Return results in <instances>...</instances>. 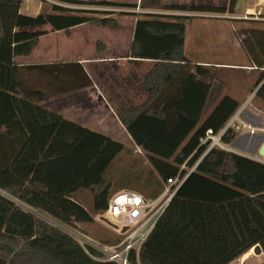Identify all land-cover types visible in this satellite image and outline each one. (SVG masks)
<instances>
[{
  "label": "trees",
  "instance_id": "obj_1",
  "mask_svg": "<svg viewBox=\"0 0 264 264\" xmlns=\"http://www.w3.org/2000/svg\"><path fill=\"white\" fill-rule=\"evenodd\" d=\"M22 2L0 0V191L28 209L0 192V264H118L91 258L73 237L33 211L64 226L90 224L105 211L110 191L136 183L149 188L144 197L156 198L167 179L182 178L192 168L143 242L139 264H229L255 245L264 252V162L218 147L199 160L205 150L199 139L207 129L220 131L239 103L224 95L203 118L211 84L198 79L201 66L184 55L190 17L136 13L129 56L156 62L142 80L144 97L119 103L116 115L148 164L145 172L121 174L123 182L112 189L107 172L123 143L41 104L90 86L83 65L75 60L23 64L18 58L36 48L45 26L66 35L85 23L115 27L116 19L107 16L114 11L52 4V12L29 16L20 12ZM237 37L260 71L257 87L264 79V28H242ZM254 95L264 101V80ZM236 134L227 129L221 142L231 143ZM83 190L92 194V211L76 198ZM130 260L136 263L133 255Z\"/></svg>",
  "mask_w": 264,
  "mask_h": 264
},
{
  "label": "rangeland",
  "instance_id": "obj_2",
  "mask_svg": "<svg viewBox=\"0 0 264 264\" xmlns=\"http://www.w3.org/2000/svg\"><path fill=\"white\" fill-rule=\"evenodd\" d=\"M23 1L24 3L22 2L23 4H21L23 10L21 12L29 16L36 15L39 12H52V4H60L69 8L114 11V13L107 14V16L116 19L117 26L115 27L103 24L85 23L74 26L70 29V35H66L63 30L52 31L49 26H45L43 29H45L46 34L39 38V43L36 48L28 56L18 58V61L23 64L72 61L76 60L72 59L75 57L85 58L88 68L92 71L91 73H93L94 69L92 68V64L95 63L94 60L98 56L111 55L113 53L125 54L127 52L132 40V28L135 23L136 13L142 12V6L148 2V0H137V3L134 2L136 0L115 1H129L130 3H135L137 5L136 8H131L125 6L67 4L61 2L60 0ZM260 2L263 3L259 5L260 11L258 12V15L248 16L249 19L239 21L234 19L203 16L209 11L197 9L195 12L203 14L185 20L187 28L185 33V55L190 60L218 62L223 64H239L241 62H245V54L242 52L238 44H236L237 39L235 38V35L237 36V32L242 28H264V0H261ZM225 3L227 4V2ZM88 15L101 16L102 13L90 12ZM108 69L109 64L107 71ZM207 69L209 76L203 80L211 82L212 87L203 115L209 112V110L216 105V102H218L224 95H233L239 102V107L236 111H238L243 105L240 116L246 118L249 116L248 113L254 112L257 115V119H260V124L258 126H261L264 117V101L252 94L256 88L255 85H251V91H248L245 97L241 94L244 89L243 85H247V80L249 77L251 78V76L246 75L245 70L241 68L221 66L214 68L208 67ZM259 72L260 71L257 70L251 74L253 76L251 84H254V82L258 80ZM25 81L27 84H30L29 80L25 79ZM107 86L108 85H105L104 88ZM92 87L93 86L90 85L88 88L92 89ZM101 93H103V96L107 98L106 92L101 91ZM91 98L92 100H90L86 90H78L76 92L69 93L66 96L49 98L42 101L41 104L46 108L61 114L65 118L74 119L77 122L85 124L87 127H93L94 130H97L98 132H102L103 129H105V131H108L113 135V139L122 142L126 146H132L133 143L130 141L128 134L122 131L124 128H122L120 122L119 124L121 126H117L115 122V127L113 129L114 124L109 119V114L105 113L106 106L102 101V97L99 96L97 99L94 95ZM136 99L140 98L135 97L134 100ZM99 101L101 102L98 103ZM75 103H79L80 105H70ZM100 116H103L105 119L97 120ZM204 117L205 116H203V118ZM258 126L255 128H258ZM236 133L237 134L234 140L225 146L233 152L264 162V158L260 157L255 149L258 139L264 134V130L259 127L253 132L249 131V129H241ZM142 155V151H137L136 158L131 157L127 153L122 152L120 154L118 159L115 160L114 165L111 168L109 167L107 172V176L112 180V189L123 182L121 180V174L133 169H140L145 172V164L148 163ZM138 159L143 160L138 161ZM146 190L148 191L149 188L147 187ZM0 192L13 199L22 208L28 209V207L19 202L15 197L3 191ZM113 193L111 191L109 192L110 195ZM76 198L89 211H92L91 192L87 190L80 191ZM33 212L48 220V222L60 227L64 231L69 232V230H75L76 233L85 234L95 240L104 241L120 237L117 230H114L102 219H100L102 213L94 215V221L90 224L77 223L73 225L74 227H69L61 225L58 222H55V220L53 221L36 211ZM107 219L111 223H118L116 219Z\"/></svg>",
  "mask_w": 264,
  "mask_h": 264
},
{
  "label": "crops",
  "instance_id": "obj_3",
  "mask_svg": "<svg viewBox=\"0 0 264 264\" xmlns=\"http://www.w3.org/2000/svg\"><path fill=\"white\" fill-rule=\"evenodd\" d=\"M112 1L115 2L118 0H112ZM260 1L261 0H233L232 13H229L228 7H229L230 0H158L157 5H154L155 0H148V2H146V4L142 6V9H143L142 12L162 13V14H169V15H184V16H189L190 18H193L195 16L203 14V13L195 12L198 9V10H206V11L208 10L209 11L205 13L203 16L223 18V19L245 20V19H249L248 16H252L251 14L256 13L255 11L257 10L258 12L260 11L259 5L263 3ZM134 2L137 3V0ZM225 2H227V4ZM123 3H130V2L124 1ZM22 10H23V7L21 5L20 12ZM245 15H248V16L245 17ZM132 33H133V28H132ZM235 38L237 39L236 44H238V46L241 48L239 39L237 38L236 35H235ZM129 48H130V45H129ZM129 48L125 54H114L113 53L111 55H102V56H98L97 58H95L94 60L95 63L92 64V68H94L93 73H91L92 71L90 70V68H88L85 58H76V57L72 58V59H76L75 61H78L79 63L83 65L88 75L92 79V84H91V86H93L92 89H89L88 87L90 86H88L81 90L87 91V94L89 95L90 100H92L91 97L94 95L95 97H97V99L99 98V96L102 97V101L104 105L106 106L105 113L109 114V119L114 124L113 129L115 127V122L117 126L121 124V123L119 124L120 121L116 115V109H117L118 104L123 103V102H130V101L134 102L137 100V99L134 100L135 97H139V98L144 97V93L141 90L142 80L144 78V75L151 69V67L156 62L154 60L137 59V58L130 57ZM184 50H185V41H184ZM241 50L245 54L246 60L245 62H241L239 64H228V63L223 64V63H218V62L191 60L193 64L195 65L197 64L201 66L203 73L198 76V79L205 81L203 79L208 78L209 76V72L207 69L208 67L214 68V67L227 66L230 68L244 69L246 75L251 76V78L249 77L247 80V83H246L247 85H243L244 89L242 90L241 94L243 95V97H245L246 93L248 91H251V85H256L257 83L256 81L254 82V84H251L252 77H253L251 74L254 71H257V69L251 66V63L249 62V59L246 53L243 51L242 48ZM184 55H185V51H184ZM54 60H57V59H54ZM108 64H109V69L107 71ZM191 71L194 72V68H192ZM209 83L212 85L211 82ZM105 85H108V86L104 88ZM101 91L107 93L106 94L107 98L103 96V93H101ZM68 94H63L61 96H66ZM231 96L232 98L235 99L233 95ZM57 97H60V96H57ZM235 100L238 102L237 99ZM100 102L101 101H99L98 103ZM70 105H80V104L75 103V104H70ZM210 111L211 109L209 110V112ZM209 112H207L203 116H206ZM248 114L249 116L246 118L242 116V120L245 123H248L249 125L253 127L258 126L260 124V119L259 120L257 119L256 113L252 112ZM103 119L105 118H103V116H100L97 120H103ZM69 120H72L78 124L85 126V124L77 122L74 119H69ZM88 128L94 130L93 127L88 126ZM122 128L124 127L122 126ZM94 131H97V130H94ZM103 131L102 132L100 131L99 133L105 134L111 138L113 137V135L109 133L108 131H105V129H103ZM122 131L126 132L125 129H122ZM130 141L132 142L131 138H130ZM137 151H141V149L133 144L132 146L124 145V150L122 152L129 154L133 158H136ZM143 155H144V152H143ZM165 188L160 192V194L157 197L164 194ZM118 189L119 190L121 189L134 190L143 195L149 194L146 189H144L141 185L136 184V183L130 184L128 186H124L123 188L119 187ZM229 264H264V252L261 250L260 253H255L252 247L246 252H244L243 254H241L239 257L231 261Z\"/></svg>",
  "mask_w": 264,
  "mask_h": 264
},
{
  "label": "built area",
  "instance_id": "obj_4",
  "mask_svg": "<svg viewBox=\"0 0 264 264\" xmlns=\"http://www.w3.org/2000/svg\"><path fill=\"white\" fill-rule=\"evenodd\" d=\"M255 12L251 15L256 16L259 14L258 10ZM247 16L245 15V17ZM242 107L243 105L217 133H214L211 129L206 130L204 136L199 139L200 145L203 144L205 146V150L199 160L213 147L228 150L225 144L221 142V136L229 128L234 129L236 132L241 129L254 131L259 127L264 130V117L261 126L255 128L242 120L240 116ZM185 177L179 178L177 176L174 179H167L164 194L156 198L144 197L141 193L129 189H121L110 195L107 207L101 216L105 219L113 218L117 220L118 223L116 225L118 228L114 230L118 231L120 237L122 236L117 242H102L85 234L76 233L75 230L65 232L73 237L83 247L85 252L95 260H110L118 264H133L130 260L131 255H133L135 264H139V252L143 242L174 194L175 189L183 182ZM124 226L127 228L121 232L120 229Z\"/></svg>",
  "mask_w": 264,
  "mask_h": 264
},
{
  "label": "water",
  "instance_id": "obj_5",
  "mask_svg": "<svg viewBox=\"0 0 264 264\" xmlns=\"http://www.w3.org/2000/svg\"><path fill=\"white\" fill-rule=\"evenodd\" d=\"M232 2H233V0H230V2H229V7H228V12L229 13H232ZM264 80V79H263ZM263 80L258 84V86L255 88V90L253 91V93L252 94H254L255 93V91L257 90V88L261 85V83L263 82ZM251 132H253V131H251ZM255 149H256V151H257V154L260 156V157H263L264 158V134L258 139V142H257V145H256V147H255ZM229 150V149H228ZM229 151H231V150H229ZM197 164V163H196ZM193 169V168H192ZM191 169V170H192ZM190 170V171H191ZM190 171H189V173H190ZM188 173V174H189ZM188 174L186 175V177L188 176ZM185 177V178H186ZM181 185V184H180ZM179 185V186H180ZM178 186V187H179ZM178 187L175 189V191L178 189ZM100 218L105 222V223H107L111 228H113V229H117L118 228V226L116 225V224H114V223H111L110 221H108L107 219H105L103 216H100ZM127 227L126 226H124V227H122L121 229H120V231L121 232H123L125 229H126ZM253 251L255 252V253H260V251H261V248H260V246L259 245H255L254 247H253Z\"/></svg>",
  "mask_w": 264,
  "mask_h": 264
}]
</instances>
